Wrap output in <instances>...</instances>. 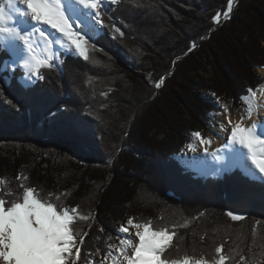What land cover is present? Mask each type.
Listing matches in <instances>:
<instances>
[{
    "label": "trees",
    "instance_id": "trees-1",
    "mask_svg": "<svg viewBox=\"0 0 264 264\" xmlns=\"http://www.w3.org/2000/svg\"><path fill=\"white\" fill-rule=\"evenodd\" d=\"M106 7L87 60L59 54V68H40L44 78L26 91L21 70L0 72V191L22 197L23 183L78 207L89 219L77 217L74 230L90 253L112 247L109 232L130 216L175 233L169 261L264 264V182L238 168L203 177L178 158L200 119L218 104L244 106L263 83L264 0H234L219 25L211 17L227 0Z\"/></svg>",
    "mask_w": 264,
    "mask_h": 264
},
{
    "label": "snow or ice",
    "instance_id": "snow-or-ice-1",
    "mask_svg": "<svg viewBox=\"0 0 264 264\" xmlns=\"http://www.w3.org/2000/svg\"><path fill=\"white\" fill-rule=\"evenodd\" d=\"M109 3L118 5L120 0H0V54L9 57L0 63L12 75L17 70L22 71L17 80L26 91L44 78L40 68H59L51 54L45 56L43 52L37 51L40 46V40L35 38L37 34L44 43L45 52H58L65 57L73 55L87 60L89 57L86 46L103 34L102 28L98 27L101 23L100 8L104 7L107 11ZM233 4L234 0H227V7L211 17L212 24L219 25L221 17L229 19ZM44 25L48 27L45 28ZM196 46L193 40L188 51ZM6 79L10 80L11 76ZM162 80L163 77L161 81L155 82L157 89L161 87ZM247 91L249 95L241 98L242 101H248L247 117H242L241 121L234 124L231 120L228 121L231 130L227 135V143L220 149L209 151L206 145L210 144V140L203 138L201 133L194 132L192 135L205 146V156L193 159L207 163L213 175L231 173L238 168L244 176L264 182V121L258 120L251 126H246V119L253 112L250 97L256 95L251 88ZM220 106L225 113L228 111L226 105ZM208 115L215 127L216 114ZM221 130L228 131L223 122ZM187 148L196 151L192 143ZM208 157L211 158L210 161ZM16 179L28 178L18 175ZM5 183L0 179V185ZM20 188L22 197L6 189L0 191V264H66L73 250L77 260L82 258L80 244L84 240L83 236H78L75 232L74 224L77 217L81 220L89 217L81 215L78 207H62L52 199L42 197L34 187L21 183ZM7 196L13 198L8 200ZM51 196L49 193V197ZM228 215L233 221L242 219L231 212ZM133 225L138 243L131 237L121 239L122 246L118 251L122 259L113 258L112 264H209L204 260H192L188 256L171 261L162 258L175 233L154 230L147 223L134 224L132 218L120 227L119 232L127 233L128 226ZM128 248L134 249L130 255ZM221 251V247H216L217 254ZM111 255L110 249L109 256ZM225 259L224 255H220L218 260L211 261L210 264H224ZM73 264H76L75 260Z\"/></svg>",
    "mask_w": 264,
    "mask_h": 264
},
{
    "label": "bare ground",
    "instance_id": "bare-ground-1",
    "mask_svg": "<svg viewBox=\"0 0 264 264\" xmlns=\"http://www.w3.org/2000/svg\"><path fill=\"white\" fill-rule=\"evenodd\" d=\"M44 27L47 28L48 26L44 25ZM57 35H59V34H57ZM35 38L37 40H40V46L37 49L38 52H43L45 56H47L49 54H51L53 57L55 56L56 52L48 53V52L44 51V43L39 38L38 34ZM258 70H259L261 76L264 78V66L260 67ZM255 93H256L255 97H250V99L252 100V104H253V112H252L251 117H248L246 119V124H248L249 126H251L253 123L257 122L258 120L264 121V82L262 85H260L255 90ZM247 95H249V94H247ZM245 102L248 105V101L245 100ZM242 117H246L245 113L242 110H237L234 112H226V113H225V111H220L215 115V117H214L215 127H213V125L211 126V137L207 138L208 140H210V144L206 145V147L209 148V151L220 149V148H222V146L225 143H227V135L230 133V130H231V125L228 123V121L231 120L232 123L234 124L236 122L241 121ZM221 122H223V124L227 127V129H228L227 132L221 130ZM193 140L195 142L193 145L196 148V151L193 152L187 148V153H189L190 156H192V157H194V156L195 157H201V158L204 157L205 154H204L203 148L205 146H202L200 143V140L194 136H193ZM207 159L209 161L211 160L210 157H208ZM196 163H197V167L200 168L206 174L212 173V169L204 161L196 160ZM246 163H248L250 165V162L246 161ZM128 227H129V232L123 233L124 238L131 237L135 243H138V238L135 237L136 229H135L134 225L128 226ZM121 246L122 245L119 244L118 248ZM127 251L130 255L131 252L134 251V249L128 248ZM71 255H72V258L74 259L76 257L75 251ZM113 258L122 259V256L119 253V251H117L115 254H113L112 258L104 259L101 262V264H112Z\"/></svg>",
    "mask_w": 264,
    "mask_h": 264
},
{
    "label": "rangeland",
    "instance_id": "rangeland-1",
    "mask_svg": "<svg viewBox=\"0 0 264 264\" xmlns=\"http://www.w3.org/2000/svg\"><path fill=\"white\" fill-rule=\"evenodd\" d=\"M102 8V7H101ZM100 8V9H101ZM98 27H99V24H98ZM83 43V42H81ZM60 53L56 52L54 58H55V63L56 64H59L58 62V55ZM260 68V67H259ZM259 68H257V71H258V74L261 76L260 72H259ZM2 70L3 71H8L6 68H4L2 66ZM262 77V76H261ZM263 78V77H262ZM263 82H264V78H263ZM263 84V83H262ZM261 84V85H262ZM258 88V87H257ZM256 88V89H257ZM255 89V90H256ZM248 94V93H247ZM246 94V95H247ZM244 102V106L236 109V110H232L230 107H229V104L226 103H223V104H218L215 108V111H211L209 113H215L217 114L218 112L220 111H224L223 107H221L220 105H226L227 106V109L228 111L227 112H234V111H237V110H242L246 117H247V104L245 101ZM208 113V114H209ZM207 114L206 116V121H202L201 119L197 122V127H199V131H194V132H199L201 133L202 137L207 139V138H210L211 137V126L213 125L212 122H210V117L209 115ZM190 117V116H189ZM188 117V118H189ZM246 126H249L248 124H246ZM194 132H190L188 134L189 136V142L185 144L184 148L182 149V152L178 155V158L180 160V162L185 166V168L191 170V171H195L196 173H198V175L200 176H203V177H209V176H221L222 174H219V175H213L212 173H205L203 172L200 168L197 167V163H196V160H194L193 158L195 157H192L190 156L189 153H187V145L189 143H192L194 144V140H193V133ZM259 180V179H257ZM261 181V180H259ZM139 214V213H138ZM130 218V216L126 219V222L127 220ZM126 222L125 223H119L118 225L115 226L114 228V231L112 232H109V239L111 241V245L112 247H109L107 248L106 251L104 252H99V253H90V252H87V251H84L83 249V246L82 244H80V249H81V257L80 259L77 260V257H75L74 259L72 258V255L68 256L67 260H66V264H73V261L75 260L76 261V264H101V262L104 260V259H110L113 257V254H115L117 251H118V246L120 244V241L121 239H124V235L123 233H120L119 232V229L122 225H126ZM135 224V223H134ZM83 240H84V237H83ZM79 243V241H77ZM111 249V253H112V257L109 256V251ZM75 250H73L74 252ZM192 260H201V259H192Z\"/></svg>",
    "mask_w": 264,
    "mask_h": 264
}]
</instances>
